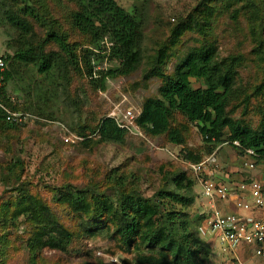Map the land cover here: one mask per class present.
Instances as JSON below:
<instances>
[{
    "label": "rangeland",
    "instance_id": "1",
    "mask_svg": "<svg viewBox=\"0 0 264 264\" xmlns=\"http://www.w3.org/2000/svg\"><path fill=\"white\" fill-rule=\"evenodd\" d=\"M115 1L129 13L137 8L146 15L142 45L145 59L139 69L123 81L125 96L135 109L141 110L147 99L159 98L162 86L160 79L144 80L150 62L161 49L169 46L174 30L190 16L201 22L193 12L204 0ZM13 4L15 10L28 8L32 12L26 19L34 28L36 43L43 44L47 40L51 26L54 31L67 35L71 44H80V51L87 47L88 38L73 25L72 16L79 11L75 2L13 0ZM210 7L213 16L207 30L188 31L170 47L166 74L173 75L186 56L199 48L215 46L219 61L237 58L240 65L236 94L228 112L233 119L246 121L257 130L261 122L264 123V0H213ZM16 37L8 28H0V58L13 54L11 45ZM46 50L48 53L59 51L53 43L47 44ZM22 76L29 80L7 85L11 102L16 108L41 116L32 114L36 120L28 121L15 131L5 132L0 128V209L14 202L24 190L47 203L59 222L73 234L66 253L45 249L40 252L37 264H137V250L125 251L119 238L108 231L107 217L93 222V217L75 214L67 205L56 201V190L61 193L74 189L86 191L89 202L92 194L117 201L118 194L124 192H136L152 199L162 191L176 192V176L186 173L196 184L195 203L185 211L197 222L203 216L204 204L199 195L203 189L191 171L193 164L216 153L218 176L230 174L234 178L244 168L264 174V161L257 164L255 158L241 155L231 145L207 143L197 125L178 112L173 114L171 125L184 131L181 146L169 142L166 135L150 137L148 134H144L145 138L127 135L122 144L99 143L93 132L108 118L111 100L118 101L114 91L115 87H119L117 92L121 90L122 82L113 83L114 89L109 85L107 93L99 92L92 89L84 74H72L70 84L66 85L67 92L44 106L41 98L54 95L53 84L41 81L36 69L25 70ZM191 82L194 89L205 88L202 82L195 79ZM82 128H86L85 131ZM68 135L75 144L63 142ZM86 138L91 142L84 146ZM244 163L254 164L255 168L248 169ZM15 164L18 167L13 170ZM3 228L0 224V237L6 235L0 243V264H32L26 245L35 227L22 221L17 229H6L4 233ZM215 244L205 264H264V258L256 252L247 262L227 258Z\"/></svg>",
    "mask_w": 264,
    "mask_h": 264
},
{
    "label": "trees",
    "instance_id": "2",
    "mask_svg": "<svg viewBox=\"0 0 264 264\" xmlns=\"http://www.w3.org/2000/svg\"><path fill=\"white\" fill-rule=\"evenodd\" d=\"M71 1L79 8L72 16L73 25L89 40L87 47L81 51L80 44H71L67 35L54 31L51 26L47 40L43 44L36 43L34 28L26 19L32 12L28 8L15 10L13 0H0V28H8L17 34L15 43L11 45L13 54L0 58L5 64L4 70H0V128L5 132L20 127L6 120L3 107L12 111L22 110L13 106L7 85L26 81L28 78L22 76L23 71L36 69L41 81L53 84L54 95L41 98L46 106L52 99L67 92L66 85L70 84L72 74L77 73L84 74L92 89L99 92H109V85L114 89L119 80L122 88L119 92L116 88L114 91L119 101L127 93L125 80L143 63L144 11L135 8L129 13L115 0ZM212 1L204 0L194 10V15L198 14L201 22L190 16L174 30L169 46L161 49L155 60L150 62L144 80L160 79L162 86L159 98H150L143 103L136 125L145 135H166L169 142L181 146L184 131L171 125L173 114L178 112L197 125L207 143H228L243 156L253 151L258 164L264 161V123L261 122L259 129L255 130L246 121L233 119L228 112L230 103L235 99L239 60L219 61L218 49L211 46L191 51L173 75H167L165 71L170 47H174L184 33L205 31L210 26ZM42 23L46 25L45 20ZM49 43H53L59 51L48 53L46 46ZM92 47L96 49H90ZM106 62L113 64L111 68L97 70ZM192 79L202 82L205 88L194 89ZM26 112L41 116L34 111ZM85 129L82 128V131ZM95 131L93 134L99 138V143L122 144L127 135L131 136L110 118L104 119ZM86 140L82 142L84 146L91 142L89 138ZM234 142H238L239 146L233 145ZM17 167L18 164H15L12 169ZM9 171L12 172L11 169ZM174 184L176 192L162 191L152 199L143 198L136 192H124L118 194L117 201L92 194L89 202L86 191L75 189L66 193L56 190L55 198L75 214L93 217V222L107 217L110 222L108 231L119 238L125 251L137 250V264H205L213 246L200 237L198 229L206 216L193 222L185 211L195 203L196 182L186 173H181L176 176ZM22 221L35 227L26 245L32 264H37L41 251L49 249L66 253L73 242V234L59 222L47 203L24 190L19 192L14 202L6 203L0 209V224L4 233L6 229H17ZM4 238L6 235L0 237V243ZM144 250L147 253H143Z\"/></svg>",
    "mask_w": 264,
    "mask_h": 264
},
{
    "label": "built area",
    "instance_id": "3",
    "mask_svg": "<svg viewBox=\"0 0 264 264\" xmlns=\"http://www.w3.org/2000/svg\"><path fill=\"white\" fill-rule=\"evenodd\" d=\"M111 65L113 64L106 62L97 70H107ZM4 68L5 64L0 60V70ZM115 88L119 89V87ZM120 98L119 101L111 100V111L108 118L115 120L121 129L127 130L130 134L145 138L141 128L136 125L141 110L135 109L127 96L122 95ZM3 109L6 112V120L16 125L22 126L28 121L36 120V117L28 112L12 111L4 107ZM63 140L66 144L76 142L71 136ZM233 144L239 146L238 142ZM245 156L256 158L253 151H248ZM216 166L217 157L215 155L191 166V170L203 189L202 196L209 202L210 207L209 215L199 226L200 237L208 242H217L223 255L231 256L240 249L249 247L254 249L257 256L264 258V182L258 180L242 182L234 192L210 177L208 170ZM245 166L249 169L255 168V165L250 163H245ZM218 201H231L237 211L247 214H225L217 208Z\"/></svg>",
    "mask_w": 264,
    "mask_h": 264
},
{
    "label": "crops",
    "instance_id": "4",
    "mask_svg": "<svg viewBox=\"0 0 264 264\" xmlns=\"http://www.w3.org/2000/svg\"><path fill=\"white\" fill-rule=\"evenodd\" d=\"M217 160H218V157H217ZM244 167H245V163H244ZM218 168H219V160H218L216 167L210 168L208 170L210 177L215 179L217 182L227 186L230 190H233L234 192L236 190V187L239 184H241L242 182L251 181V180H258V181L264 182V174L261 172H259V173L251 172L250 170H245V168H244V170H241L238 175H235L234 178H232L230 176V174H226V175H223V177H221V176H218V174H217ZM202 192L199 195H200L201 200L204 204L203 213H202V215H203L202 217L204 218V216L207 217L209 215L210 207H209V202L205 198H203ZM216 206L219 210H221L225 214H232V213H239L242 215L247 214L245 212L237 211L234 207V203L231 201L230 202L218 201ZM210 244L215 249V247H214L215 242L211 241ZM216 244L218 246L217 242H216ZM253 252H254V249L246 247V248L240 249L239 251H237L236 254H232L231 256H228L227 258L232 257L233 259H237L240 262H247V260L253 259Z\"/></svg>",
    "mask_w": 264,
    "mask_h": 264
},
{
    "label": "clouds",
    "instance_id": "5",
    "mask_svg": "<svg viewBox=\"0 0 264 264\" xmlns=\"http://www.w3.org/2000/svg\"><path fill=\"white\" fill-rule=\"evenodd\" d=\"M142 130V129H141ZM144 133V132H143ZM145 134V133H144ZM138 137V136H137ZM144 137H145V135H144ZM226 145H229L228 143H226ZM234 145V144H233ZM215 156H217L216 154H215ZM210 157V156H209ZM203 162V161H202ZM201 163V162H200ZM217 163H218V160H217ZM199 164V163H198ZM246 167V166H245ZM211 168H213V167H211Z\"/></svg>",
    "mask_w": 264,
    "mask_h": 264
}]
</instances>
